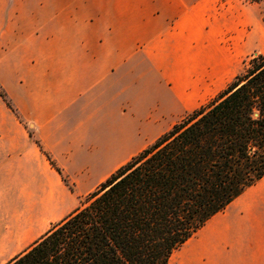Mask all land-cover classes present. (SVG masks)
Wrapping results in <instances>:
<instances>
[{
    "label": "crops",
    "instance_id": "0c3cea01",
    "mask_svg": "<svg viewBox=\"0 0 264 264\" xmlns=\"http://www.w3.org/2000/svg\"><path fill=\"white\" fill-rule=\"evenodd\" d=\"M216 3L122 0L119 22L99 27L81 22V0H0V87L22 121L0 99V264L232 74L234 57L216 36L201 45ZM229 32L237 54L264 49L257 23ZM162 84L170 92L161 109ZM172 262L264 264V177L210 218Z\"/></svg>",
    "mask_w": 264,
    "mask_h": 264
},
{
    "label": "trees",
    "instance_id": "16d2710c",
    "mask_svg": "<svg viewBox=\"0 0 264 264\" xmlns=\"http://www.w3.org/2000/svg\"><path fill=\"white\" fill-rule=\"evenodd\" d=\"M243 64L215 98L6 264H168L210 218L264 177V54ZM0 99L19 118L1 87Z\"/></svg>",
    "mask_w": 264,
    "mask_h": 264
},
{
    "label": "rangeland",
    "instance_id": "374dc122",
    "mask_svg": "<svg viewBox=\"0 0 264 264\" xmlns=\"http://www.w3.org/2000/svg\"><path fill=\"white\" fill-rule=\"evenodd\" d=\"M121 3L122 0H81V22H95L99 27L107 24L113 25L118 23L120 16L115 15V10L121 7ZM108 8H113L114 10L112 9V12H109ZM207 19L208 21L204 27L203 35L205 38H203L201 41L202 48L206 49L208 46H210V44H212V42L209 40V37L212 38L213 35L216 36V44L218 48H224L230 54V56L234 57L235 62L233 72L230 76L223 80L220 86L212 87L210 91L207 94H204L193 107L178 114L174 120L162 130L160 136L169 131L173 125L180 122L186 115L198 107L209 103L213 98H215L241 71L244 65L243 63L247 61L252 55L264 53V49L251 48L237 54L233 42L228 41L231 37L235 36L233 32H229L232 27H237V29L250 32L257 23L264 30V0H217L213 15L210 17L207 16ZM245 24H249V26H245ZM191 34L195 36L196 31L193 29ZM193 46H198L196 41H193ZM205 81L210 83L211 79L207 78ZM163 85L164 84H162L160 91V100L162 102V104L160 103L161 109L164 107L163 104L167 101L168 94L170 92L168 91L169 89H166V87ZM175 90L176 92L179 91L178 89ZM17 120L22 122L20 118H17ZM29 133L31 132L28 130V134ZM156 139L153 142H155ZM153 142L149 143L145 148L149 147L151 144H153ZM258 183H256L254 186H256ZM91 193L82 198L79 207L82 206L85 199ZM171 264H173V262Z\"/></svg>",
    "mask_w": 264,
    "mask_h": 264
}]
</instances>
